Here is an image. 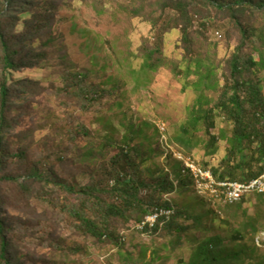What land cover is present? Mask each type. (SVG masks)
<instances>
[{"label":"trees","instance_id":"16d2710c","mask_svg":"<svg viewBox=\"0 0 264 264\" xmlns=\"http://www.w3.org/2000/svg\"><path fill=\"white\" fill-rule=\"evenodd\" d=\"M62 1L0 0V264H54L47 259L36 261L27 247L67 251L57 237L63 224L94 245L119 247L123 242L118 224L141 222L158 207L174 209L171 200L163 197L182 193L193 181L189 173H183L180 161L167 157L166 162H160L164 150L158 134L156 139L151 137L148 146L144 145L147 137L136 143L141 130L136 132L132 123H127L128 133L121 140L98 137L85 124L70 129L67 141L58 132L60 143L34 141L30 131L10 135V128L20 126L22 109L16 104L21 96L14 74L48 60L56 39L54 27L61 21ZM136 1L138 6L131 11L147 17L152 27V38L145 42L142 54L144 67L154 71L163 67L166 36L178 30L176 46L182 50L183 60L174 71L185 78L194 76V88L200 90L191 117L175 140L186 150L197 146L193 133L203 125L207 155L216 152L220 140L227 142L221 168L213 172L216 179L244 182L262 174L264 25L255 24L256 14H264V0ZM232 31L237 33L238 45L220 68L221 84L217 68L205 60L209 53L204 55L199 36L206 39L210 33L218 38L220 33ZM56 91L84 114L97 111L98 104L119 95L118 85L102 88L89 82L87 71L71 67L62 71L61 87ZM208 91L215 92L217 98L205 95ZM218 118L232 127L230 133L225 129L213 133ZM174 211L163 226L158 224L145 232L152 236L176 231L174 238L169 236L173 239L170 242L180 244L182 231L189 230L191 224H180L177 218L182 214ZM224 246L219 236L205 237L190 264L239 261L240 251L224 255ZM246 260L264 264L256 256Z\"/></svg>","mask_w":264,"mask_h":264},{"label":"rangeland","instance_id":"374dc122","mask_svg":"<svg viewBox=\"0 0 264 264\" xmlns=\"http://www.w3.org/2000/svg\"><path fill=\"white\" fill-rule=\"evenodd\" d=\"M123 1H62L58 14L61 21L54 27L56 39L49 49L48 60L14 74L21 96L16 104H21L22 109L20 126L10 128V135L18 130L30 131L34 141L47 139L60 143L58 132H62L67 141L70 129L85 124L98 137L121 140L128 133L127 123H132L136 132L141 130L134 141L141 142L147 137L149 139L144 141V145L148 146L151 137L156 139L158 134L160 140V126L164 125L162 135L170 145L191 157L202 168L212 172L220 170L227 142L220 140L216 152L207 155L203 125L193 133L197 146L186 150L180 141L175 140L181 126L188 123L200 96V90H196L192 83L194 76L185 78L174 71L183 60V52L176 46L178 30H172L166 36L163 67L155 71L144 67L142 54L145 42L152 38V27L146 21L147 17L137 16L131 11L138 6L136 0ZM100 10L103 12L99 14ZM256 19L255 26L264 25V14H256ZM199 38L204 55L209 53V59L205 60L217 68V78L222 84L220 68L238 45L237 33L223 32L218 38L209 33L206 39ZM251 50L247 48L248 52ZM66 67L77 72L87 71L89 82L102 88L118 85L119 95L98 104L97 111L84 114L74 103L70 105L66 95L56 91V87H61V73ZM205 95L217 98L212 91L205 92ZM63 103H67L68 107ZM216 123L213 133L218 134L222 129L230 133L232 127L222 119L218 118ZM156 130L159 132L156 133ZM163 159L160 158L161 163ZM169 166L166 167L170 169ZM193 184L194 180L182 193L163 197L171 200L176 212L182 214L177 218L180 224H191L189 230L182 231L180 244L170 242L173 239L169 236L174 238L178 234L176 231L140 236L131 229L133 222L130 221L128 226L118 224L120 233H126V241L119 247L113 244L94 245L63 224L57 230V237L67 251L29 245L27 252L36 261L47 259L48 263L54 264H190L200 240L207 236H219L225 244L224 255L240 251L239 261H230L229 264H245V261L249 264L246 258L255 256L264 263V198H258L264 195H246L241 200L243 203L225 207L226 210L199 195ZM76 247H79L77 251H70ZM154 256L158 257L155 261L151 260Z\"/></svg>","mask_w":264,"mask_h":264},{"label":"built area","instance_id":"2783aa9c","mask_svg":"<svg viewBox=\"0 0 264 264\" xmlns=\"http://www.w3.org/2000/svg\"><path fill=\"white\" fill-rule=\"evenodd\" d=\"M161 137L159 143L164 150L163 158L171 157L183 164V173H189L194 180V186L199 195L209 198L214 204L233 205L238 203L242 197L250 194H264V173L251 181H228L219 180L209 169L198 165L191 157L184 155L178 148H174L163 136L164 125L160 126ZM174 214L173 208L158 207L150 211L141 222H133L131 229L140 236L147 234L146 229H153L158 224L163 226ZM121 241H126V233H120Z\"/></svg>","mask_w":264,"mask_h":264},{"label":"bare ground","instance_id":"6f19581e","mask_svg":"<svg viewBox=\"0 0 264 264\" xmlns=\"http://www.w3.org/2000/svg\"><path fill=\"white\" fill-rule=\"evenodd\" d=\"M182 168H183V164H182ZM204 168H205V167H204ZM182 171H183V170H182ZM263 173H264V172H263ZM263 173H262V174H263ZM186 174H187V173H186ZM262 174H260V175H262ZM260 175H259V176H260ZM257 177H258V176H257ZM189 178H190V177H189ZM191 178H192V177H191ZM255 178H256V177H255ZM253 179H254V178H253ZM189 180H190V179H189ZM247 180H248V179H247ZM251 180H252V179H250L249 181H251ZM231 181H232V180H231ZM244 181H245V180H244ZM241 182H242V181H241ZM191 184H192V183H191ZM193 185H194V184H193ZM250 195H251V194H250ZM243 198H245V196L242 197V199H243ZM242 199H241V200H242ZM263 200H264V199H263ZM241 202H242V201H241ZM242 203H243V202H242ZM258 203H259V202H258ZM258 205H259V204H258ZM231 206H232V205H231ZM234 206H235V205H234ZM219 209H220V208H219ZM225 209H226V208H225ZM233 209H234V208H233ZM226 210H227V209H226ZM248 234H249V233H248ZM253 246H254V245H253ZM255 246H256V245H255ZM255 246H254V247H255ZM242 248H243V247H242ZM247 248H248V247H247ZM256 248H257V247H256ZM240 249H241V248H240ZM254 249H255V248H253V250H254ZM255 250H256V249H255Z\"/></svg>","mask_w":264,"mask_h":264}]
</instances>
